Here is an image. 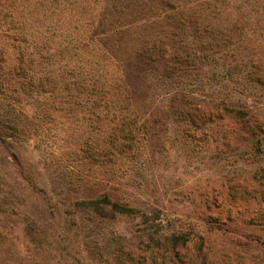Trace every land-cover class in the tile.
Wrapping results in <instances>:
<instances>
[{"label": "rangeland", "instance_id": "obj_1", "mask_svg": "<svg viewBox=\"0 0 264 264\" xmlns=\"http://www.w3.org/2000/svg\"><path fill=\"white\" fill-rule=\"evenodd\" d=\"M162 1L101 39L93 95L34 86L0 126V264H264V0ZM181 103L219 108L198 128ZM105 195L134 212L76 206Z\"/></svg>", "mask_w": 264, "mask_h": 264}, {"label": "trees", "instance_id": "obj_2", "mask_svg": "<svg viewBox=\"0 0 264 264\" xmlns=\"http://www.w3.org/2000/svg\"><path fill=\"white\" fill-rule=\"evenodd\" d=\"M162 2V6L175 8L171 0ZM139 7L140 0H0V126L5 125L8 132L14 131L17 117L11 112L17 104L30 99L34 86H38V90L48 86L46 93L60 96L68 84L76 83L78 86L84 85L83 93H87L88 85L82 84L86 80L84 70L92 69L95 65L110 68L113 63L117 64L101 39L143 19ZM56 57L57 71L51 64L37 77L28 75V64L46 68L50 64L47 62ZM116 75L112 83L122 89L127 88L128 85L123 82L125 71L118 67ZM101 76L98 75L97 80ZM67 80L74 82L67 83ZM58 81L64 87H55ZM57 87L60 89L56 92ZM78 88L74 89L78 91ZM87 95L93 93L90 91ZM188 105L181 103L182 112L186 120L198 128L208 127L219 108L214 103ZM131 126L129 131H132ZM76 206L109 216L134 212V209L106 195L78 201ZM178 239L173 234L167 242H172L174 249Z\"/></svg>", "mask_w": 264, "mask_h": 264}]
</instances>
